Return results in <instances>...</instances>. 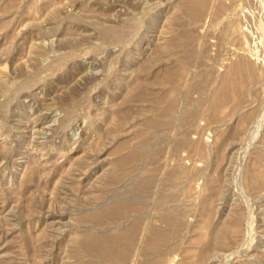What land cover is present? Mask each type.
Listing matches in <instances>:
<instances>
[{
    "label": "rangeland",
    "instance_id": "obj_1",
    "mask_svg": "<svg viewBox=\"0 0 264 264\" xmlns=\"http://www.w3.org/2000/svg\"><path fill=\"white\" fill-rule=\"evenodd\" d=\"M0 264H264V0H0Z\"/></svg>",
    "mask_w": 264,
    "mask_h": 264
}]
</instances>
